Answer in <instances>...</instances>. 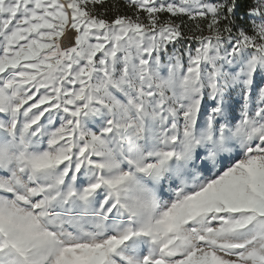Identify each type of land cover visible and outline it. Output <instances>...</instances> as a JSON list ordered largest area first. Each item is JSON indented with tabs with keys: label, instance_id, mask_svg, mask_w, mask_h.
I'll return each instance as SVG.
<instances>
[{
	"label": "snow or ice",
	"instance_id": "obj_1",
	"mask_svg": "<svg viewBox=\"0 0 264 264\" xmlns=\"http://www.w3.org/2000/svg\"><path fill=\"white\" fill-rule=\"evenodd\" d=\"M0 264H264V0H0Z\"/></svg>",
	"mask_w": 264,
	"mask_h": 264
},
{
	"label": "built area",
	"instance_id": "obj_2",
	"mask_svg": "<svg viewBox=\"0 0 264 264\" xmlns=\"http://www.w3.org/2000/svg\"><path fill=\"white\" fill-rule=\"evenodd\" d=\"M65 42L67 43V41L65 40Z\"/></svg>",
	"mask_w": 264,
	"mask_h": 264
}]
</instances>
